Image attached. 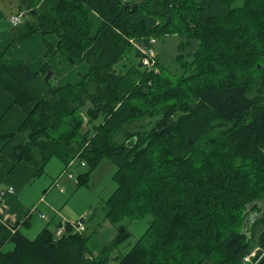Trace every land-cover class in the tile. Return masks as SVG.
Listing matches in <instances>:
<instances>
[{
	"label": "trees",
	"instance_id": "16d2710c",
	"mask_svg": "<svg viewBox=\"0 0 264 264\" xmlns=\"http://www.w3.org/2000/svg\"><path fill=\"white\" fill-rule=\"evenodd\" d=\"M16 1L26 16L21 37L59 39L46 48L44 74L56 52L89 69L74 84L50 79L37 98L30 85L39 72L0 54V90L20 107L33 103L14 164L25 161L40 176L53 157L67 174L78 161L83 186L109 159L117 186L105 217L147 218L148 226L113 255L131 235L123 224L92 253L86 226L66 221L57 236L59 221L30 238L19 228L28 219H0V264H244L254 248L264 264V0ZM131 2L139 4L132 13L124 7ZM93 12L101 19L95 31ZM166 36L179 38V67L158 54L155 68L143 66L133 41L149 47Z\"/></svg>",
	"mask_w": 264,
	"mask_h": 264
},
{
	"label": "crops",
	"instance_id": "0c3cea01",
	"mask_svg": "<svg viewBox=\"0 0 264 264\" xmlns=\"http://www.w3.org/2000/svg\"><path fill=\"white\" fill-rule=\"evenodd\" d=\"M16 12H19L16 0H0V54L6 49L10 56L24 62L31 70L39 72L30 88L37 98H42L49 91V85L44 80L45 74L41 71L44 53L47 47L56 48L59 39L55 34L42 35L40 32L21 37L22 23L14 26L10 21V16ZM90 20L93 24V31H95L101 19L93 12L90 14ZM49 65L53 72L51 80L54 77L57 85L77 83L89 69L86 62L73 64L60 52H56L51 57ZM32 107L33 103L24 108L20 107L14 102L10 93L0 90V219L12 223L23 222L28 219L23 226L18 223L21 231L24 226H34L39 230L38 227L40 228L42 223L39 220L38 225L35 216L42 218L45 222L41 230L46 224L56 223V220L62 221V223L70 221L64 215L61 217V213H58L57 202L49 196L52 193V195L60 198L57 192L50 190L54 184L51 183L47 187L48 189H45L46 185L37 183L36 188L33 180L39 176L34 175L31 166L25 161L14 164L11 158L10 154L13 149L25 141V134L18 129ZM10 187L13 188L12 191H8ZM56 187L59 193L65 192V188L58 183ZM32 188L36 191L33 192ZM60 188H63V191ZM41 202L47 208L46 211L51 219L44 220L45 217H41L43 214L42 209L39 208ZM29 212H31L30 216H28Z\"/></svg>",
	"mask_w": 264,
	"mask_h": 264
},
{
	"label": "rangeland",
	"instance_id": "374dc122",
	"mask_svg": "<svg viewBox=\"0 0 264 264\" xmlns=\"http://www.w3.org/2000/svg\"><path fill=\"white\" fill-rule=\"evenodd\" d=\"M25 18L26 16L23 20ZM178 42L179 38L177 36H166L164 39L156 40L154 46L156 55L158 54L159 59L172 70H176L179 67L175 58L178 52L176 48ZM133 44L141 45L137 40L133 41ZM52 81L53 83H56L54 77L52 78ZM86 120L87 118L85 117L84 121ZM146 121H141L139 123ZM135 124L133 122L129 127L133 129ZM63 170L64 166L62 161L57 157H53L46 165L44 173L39 177L34 178V186L37 188L38 183L46 185L44 187L46 189L51 183L54 184L51 186L50 190H52V192H57L60 198L52 195V193L49 194V196L53 197L57 202L59 207L58 213H61V217L65 216L70 221H75L79 219L80 216L85 215L83 223L88 228L87 231L91 232L88 240V247L92 253L99 252L105 243L110 242L116 236L117 227L120 224L125 225L130 230L131 235L128 240L115 249V252L113 251V255L118 254L119 252L124 253L128 251L131 245L146 231L148 219H129L128 217H124L119 222L113 223L105 217V201L117 186L112 177L116 170V166L109 159H103L92 172L88 184L83 186H78L75 182L77 174L85 170V167L81 166L78 161L74 162L73 165L70 164L67 168L68 173L71 172L72 177L63 172ZM57 183L65 188L64 193H59L56 187ZM32 190L33 192L36 191L34 188H32ZM39 204V208L42 209L43 214L45 215L44 220L51 219L43 202ZM34 218L38 221V225L39 220L42 223L41 225H44L45 222L42 218L40 219V217L37 216ZM57 223L58 221L56 220V223L51 222L48 226L52 230H56ZM42 226H40V228L38 227V229L41 230ZM93 229L94 231H92ZM39 230L34 228V226L22 227V231L30 238H34ZM10 248H12L11 243H7L4 247V249ZM110 264H115V261H111Z\"/></svg>",
	"mask_w": 264,
	"mask_h": 264
},
{
	"label": "built area",
	"instance_id": "2783aa9c",
	"mask_svg": "<svg viewBox=\"0 0 264 264\" xmlns=\"http://www.w3.org/2000/svg\"><path fill=\"white\" fill-rule=\"evenodd\" d=\"M25 17V11H19L15 14H12L10 16V21L12 25L17 26L18 24H21L23 21V18ZM150 42L152 44H155L156 39L151 38ZM141 52L142 56L140 58V61L143 66H145L148 69L155 68L156 64V52L154 46H144V45H138L134 44ZM84 165V162L81 163ZM70 177H72L71 173H68ZM13 188H9L8 191H12ZM61 191H63V188H60ZM85 215L81 216L77 221H70L72 226L77 230V231H83L85 229V224L81 221V218H84ZM41 217H45L44 214H41ZM66 221L63 222L62 226L57 229L56 235L60 236L64 230H65V224ZM259 248H254L250 253L244 256L243 258V263L244 264H260V260L262 258L263 254H258ZM264 253V252H263Z\"/></svg>",
	"mask_w": 264,
	"mask_h": 264
},
{
	"label": "water",
	"instance_id": "95a60500",
	"mask_svg": "<svg viewBox=\"0 0 264 264\" xmlns=\"http://www.w3.org/2000/svg\"><path fill=\"white\" fill-rule=\"evenodd\" d=\"M138 6H139V4L137 2H131V3H127V4L124 5V7L130 13L134 12L138 8ZM168 20H169V16H166V23L168 22ZM52 74H53V72H52L51 69L47 70V72H46V74L44 76L45 82L49 83V81H50V79L52 77ZM129 144H130V146L134 145V139L133 138L129 140Z\"/></svg>",
	"mask_w": 264,
	"mask_h": 264
}]
</instances>
